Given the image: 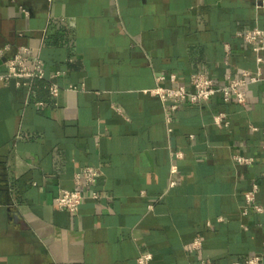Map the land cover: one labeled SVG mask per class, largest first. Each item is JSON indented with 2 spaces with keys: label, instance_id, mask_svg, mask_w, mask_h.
Here are the masks:
<instances>
[{
  "label": "crops",
  "instance_id": "1",
  "mask_svg": "<svg viewBox=\"0 0 264 264\" xmlns=\"http://www.w3.org/2000/svg\"><path fill=\"white\" fill-rule=\"evenodd\" d=\"M256 27L261 0H0V73L17 53L44 71L0 82V264H264V84L175 110L152 93L256 71ZM86 166L97 182L59 209Z\"/></svg>",
  "mask_w": 264,
  "mask_h": 264
},
{
  "label": "built area",
  "instance_id": "2",
  "mask_svg": "<svg viewBox=\"0 0 264 264\" xmlns=\"http://www.w3.org/2000/svg\"><path fill=\"white\" fill-rule=\"evenodd\" d=\"M246 43L251 45L257 53L256 60L258 69L254 72L245 70L240 78H233L228 76L224 83L216 82L208 74L198 71L190 75L188 84H177L175 75H170V80L175 84L172 86H158L152 90V93L158 95L164 102L171 101L170 109L175 110L181 104L189 103L196 104L209 100L215 95H220L224 101L229 102L232 97H235L239 103L244 102L245 92L240 88L250 84L261 83L264 84V74L260 70V66L264 65V57L260 55L263 49L264 31L259 28H253L242 32L240 34ZM2 50H0V53ZM44 71L41 67L39 57L32 59V63L27 62V58L22 53H17L12 58L6 60V71L0 73V82H8L11 79L16 80L17 85H21L25 79L43 78ZM164 77H159L162 79ZM53 94L57 93V89H51ZM224 113H219L214 116V122L221 125L224 120ZM180 155V154H179ZM234 160L239 164H250L253 158L235 155ZM100 175L98 167L86 166L81 172L74 176L76 184L75 189H60L56 198L55 205L70 213H76L83 200V190L91 187L97 182ZM258 192V185L253 184L249 190L244 194L245 208L243 210L246 214L250 209L255 212H262L263 207L257 202L256 194ZM92 197L97 199L98 192L93 191ZM194 249L200 247V241L197 239L192 243ZM139 264H153L152 254L143 253L137 258ZM262 256L255 254L243 258L242 260L233 261L231 264H261ZM201 264H216L213 261L202 260Z\"/></svg>",
  "mask_w": 264,
  "mask_h": 264
},
{
  "label": "water",
  "instance_id": "3",
  "mask_svg": "<svg viewBox=\"0 0 264 264\" xmlns=\"http://www.w3.org/2000/svg\"><path fill=\"white\" fill-rule=\"evenodd\" d=\"M264 3V0H261Z\"/></svg>",
  "mask_w": 264,
  "mask_h": 264
}]
</instances>
